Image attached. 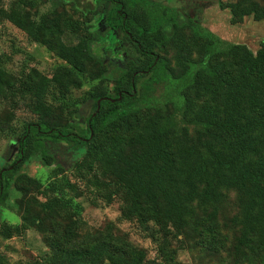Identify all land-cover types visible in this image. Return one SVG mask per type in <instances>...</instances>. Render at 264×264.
<instances>
[{
	"label": "trees",
	"instance_id": "16d2710c",
	"mask_svg": "<svg viewBox=\"0 0 264 264\" xmlns=\"http://www.w3.org/2000/svg\"><path fill=\"white\" fill-rule=\"evenodd\" d=\"M48 1L50 9L38 18L27 11L34 4L27 0L13 1L5 17L63 64L50 76L33 69L15 76L0 67V97L14 109L24 103L36 117L24 124L13 161L0 170V200L4 182L12 181L22 196V222L2 224V239L35 228L50 250L44 264H148L124 237L79 233L80 207L66 197L64 188L71 185L64 177L42 188L19 172L38 154L63 172L61 148L72 152L75 165L97 164L102 176L112 177L124 193V219L165 231L152 264H172L175 252L166 233L193 240L219 264H264V42L256 52L224 43L148 0ZM67 5L80 20L59 13ZM220 8L233 25L247 16L264 21V6L256 2L236 0ZM65 34L81 36L80 42L63 41ZM109 57L125 66L112 65ZM109 71L116 73L112 81ZM85 82L90 88L75 105L70 93ZM163 83L177 101L152 98L155 85ZM69 100L72 105L64 104ZM229 192L237 194L235 215L225 210ZM28 193L44 197L41 208L52 220L29 209ZM57 217L67 225L61 227ZM219 219L233 236L230 245Z\"/></svg>",
	"mask_w": 264,
	"mask_h": 264
},
{
	"label": "rangeland",
	"instance_id": "374dc122",
	"mask_svg": "<svg viewBox=\"0 0 264 264\" xmlns=\"http://www.w3.org/2000/svg\"><path fill=\"white\" fill-rule=\"evenodd\" d=\"M13 1L16 0H0V67L6 73L15 76L22 69H25V71L33 69L37 73L50 76L54 69L63 62L44 45L33 42L25 33L7 21L5 17L8 7ZM27 1L34 3L27 8V11L35 17L36 13L39 17L51 7V2L48 0ZM154 1L169 3L166 0ZM175 1L171 3L175 4ZM235 1L220 0V3L205 5L203 10L194 18L200 26L210 31L224 43L244 44L252 52H256L264 42V21L256 22L252 16H247L244 17L241 23L231 24L229 12L221 10L220 4ZM249 1L264 6V0ZM162 5L166 6L167 4ZM168 6L173 5L169 4ZM58 11L73 20H80L79 15L68 5ZM181 12L183 11L181 10ZM79 37L81 36L65 34L62 40L74 45L80 42ZM115 76L116 73L108 72L107 77L110 81ZM110 81L108 88L112 87ZM89 88V83L85 82L79 90L71 91L69 99L72 101L78 100L75 105L81 106L82 99ZM166 95H169L170 99L175 98V101L178 100L177 93L169 89L165 83L155 85L154 92L151 94L152 98L159 100L167 98ZM70 102L69 100L64 104L72 105ZM59 105L60 103L56 102V106ZM88 112L89 109L85 107L83 117L87 116ZM9 117H12V119L7 121ZM35 120L36 117L27 110L24 103L18 104L17 108L14 109L8 100L5 101L0 97V170L13 161L18 148L15 139L22 131L24 124ZM179 120L180 115L176 113L175 123L180 124ZM69 123L74 125L72 121ZM78 125L85 129L83 121L80 120ZM189 132L193 133V127L189 126ZM58 151L62 155L60 163L63 165V172H60L54 164H45L39 154L27 160L20 167L19 172L39 180L42 188L50 182L64 177L71 185V187L64 188L66 197L73 200V206L75 203L80 207V217L82 218L80 234L105 231L124 237L135 249L142 250L145 253V263L152 264L153 259H156L158 255V245L163 241L165 231L163 232L153 223L141 226L135 220L124 219L121 209L124 204V193H121V190L114 184L112 177L102 176L97 164H94L91 168L75 165L72 152L69 150L59 148ZM4 185L6 195L4 199L0 200V227L2 224L18 226L22 222V210L19 209V203L22 199L21 193L15 189L12 181L9 184L4 182ZM25 200L29 209L37 216L43 217L46 222L53 219L48 218L46 212H43L41 208V205L45 203L44 197L28 193ZM224 206L229 215L237 213V194L235 192L228 193V202ZM56 219L61 227H65L68 223L63 217H57ZM218 225L221 233L227 235V243L230 245L233 236L231 232L227 231L223 219H219ZM166 235L169 248L175 252L172 264H219L215 255L209 256L193 240H183L182 236L173 237L168 233ZM49 252V248L43 241V235L37 232L35 228H29L6 240L2 239L0 235V260L3 259L2 264H44V258ZM226 255V251H221V257L226 258Z\"/></svg>",
	"mask_w": 264,
	"mask_h": 264
},
{
	"label": "flooded vegetation",
	"instance_id": "af4514ba",
	"mask_svg": "<svg viewBox=\"0 0 264 264\" xmlns=\"http://www.w3.org/2000/svg\"><path fill=\"white\" fill-rule=\"evenodd\" d=\"M151 1L156 2L154 0H151ZM166 1L169 2V3H166V2L165 3L164 2H162V3L156 2V3L161 4V5L162 4H167L166 6H168L169 4H172L173 6H171V7L168 6V7H170L172 10H175V11H177L179 13V18L178 19L181 22H184L185 20L190 19V20L196 22L197 24H198V22H197L196 18H194V17L198 13H200V11L203 10V6L215 3V2L214 3L210 2L209 0H176V1L175 0H166ZM172 1H175V4L171 3ZM181 10L183 12H181ZM124 18H126V17H124ZM123 56H125V54H123ZM109 58L113 61L111 63L112 65H114L116 63L117 65L119 64L121 66H125V65H123L124 63L123 64L119 63L117 60L114 59V57H109ZM108 59L106 58V61ZM156 59L157 58H155V60Z\"/></svg>",
	"mask_w": 264,
	"mask_h": 264
},
{
	"label": "water",
	"instance_id": "95a60500",
	"mask_svg": "<svg viewBox=\"0 0 264 264\" xmlns=\"http://www.w3.org/2000/svg\"><path fill=\"white\" fill-rule=\"evenodd\" d=\"M97 104H99V103H97Z\"/></svg>",
	"mask_w": 264,
	"mask_h": 264
}]
</instances>
